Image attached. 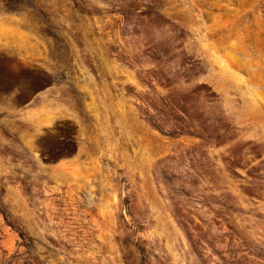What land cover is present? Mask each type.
Instances as JSON below:
<instances>
[{"label": "rangeland", "instance_id": "1", "mask_svg": "<svg viewBox=\"0 0 264 264\" xmlns=\"http://www.w3.org/2000/svg\"><path fill=\"white\" fill-rule=\"evenodd\" d=\"M0 264H264V0H0Z\"/></svg>", "mask_w": 264, "mask_h": 264}]
</instances>
